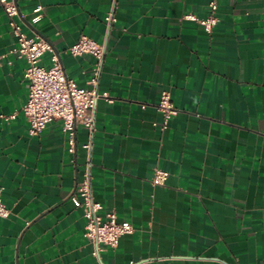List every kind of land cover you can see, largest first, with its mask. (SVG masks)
<instances>
[{
  "label": "crops",
  "instance_id": "1",
  "mask_svg": "<svg viewBox=\"0 0 264 264\" xmlns=\"http://www.w3.org/2000/svg\"><path fill=\"white\" fill-rule=\"evenodd\" d=\"M210 1L15 0L67 76L112 98L97 101L92 138L78 125L72 153L60 120L30 134L27 62L0 0V115L16 113L0 118V199L11 209L0 264L264 263V0H216L209 33L186 15L209 16ZM83 35L104 45L100 62L69 51ZM165 90L177 112L163 128ZM88 163L103 212L134 227L116 247L84 236L72 202ZM157 168L165 185L152 183Z\"/></svg>",
  "mask_w": 264,
  "mask_h": 264
},
{
  "label": "built area",
  "instance_id": "2",
  "mask_svg": "<svg viewBox=\"0 0 264 264\" xmlns=\"http://www.w3.org/2000/svg\"><path fill=\"white\" fill-rule=\"evenodd\" d=\"M9 17V23L13 34L17 39V46L14 49L19 58L27 62L25 76L29 79V95L22 107L24 115L30 123V134L37 135L54 120L62 121L63 130L68 136L69 150L76 152V130L78 125L84 126L92 138L95 129V109L99 98H106L112 101L108 92L100 93L96 89L79 86L78 83L67 76L59 54L54 51L50 42L39 35L28 34L22 22L18 20L21 13L15 0H1ZM211 14L200 18L194 14L186 17L198 21L205 30L212 32L218 23L215 11L218 8L216 0L209 3ZM42 6L36 7L35 11L40 12ZM108 24L116 19L112 12L105 17ZM47 51L52 52V65L47 67L42 64V58ZM74 55L84 53L95 56L100 62L103 59L105 47L102 43L93 38L83 35L77 43L69 48ZM99 71L94 72L91 83L96 84ZM157 110L163 115V128L169 125L177 107L169 91L162 92L157 103ZM16 113L11 115H0V118H15ZM87 141L84 147L90 149L92 140ZM169 171L157 168L154 172L152 183L154 185H165L169 178ZM71 199L75 207L81 208L86 219L84 225V236L91 242L107 247H116L123 235L134 231L129 221H120L115 211L103 212L104 205L96 200L92 191V177L90 163L83 174L82 179L77 183ZM11 209L0 199V216L8 217ZM97 254V251L95 252ZM264 264V263H260Z\"/></svg>",
  "mask_w": 264,
  "mask_h": 264
}]
</instances>
